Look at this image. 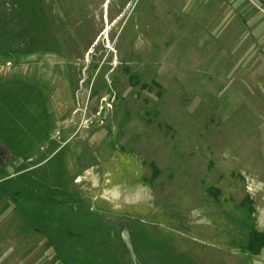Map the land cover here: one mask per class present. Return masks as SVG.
Here are the masks:
<instances>
[{
  "label": "rangeland",
  "instance_id": "obj_1",
  "mask_svg": "<svg viewBox=\"0 0 264 264\" xmlns=\"http://www.w3.org/2000/svg\"><path fill=\"white\" fill-rule=\"evenodd\" d=\"M39 83L52 144L7 164L49 158L43 204L0 182V221L46 236L22 264H264V0H0V93Z\"/></svg>",
  "mask_w": 264,
  "mask_h": 264
},
{
  "label": "trees",
  "instance_id": "obj_2",
  "mask_svg": "<svg viewBox=\"0 0 264 264\" xmlns=\"http://www.w3.org/2000/svg\"><path fill=\"white\" fill-rule=\"evenodd\" d=\"M42 28H44L43 25ZM126 72H129L128 68L126 69ZM133 78L135 79L136 77L133 76ZM50 92H51L50 88L44 87L43 84L39 83L35 86H31L30 97L28 98L19 96L20 98L16 97L14 99V96L10 95L11 93L9 94L0 93V99H1L0 104H3L4 106L6 104L8 108L10 107V112H11L10 115V113L5 111L3 107L1 112L2 115H0V132L8 136V140L5 141V144L8 147V149L12 152L13 160L15 161L18 160L16 152L18 151V149H21L20 142L22 144L24 143L25 145L27 143L31 145L32 149H34V151L29 152L30 155H27V153L25 152L26 154L25 159L27 160L34 159V157H32V153H34L35 150L39 152L41 151V148H38V146L34 144H38V143L44 145L52 144L51 132L53 130L52 125L53 122L55 121V118L52 113L48 112L46 106V98L48 97ZM2 96L4 97L8 96L6 98L10 99L12 102L6 100L8 104L5 103V99H2ZM22 148H25L24 150L26 151V146H23ZM47 160H49V158L45 159L43 162ZM40 164L41 162L36 164L34 167L26 168L18 172L16 171V169L14 170L15 174L18 173V175L15 176L16 181L18 180L19 182L21 181L23 188V191L16 192L15 196H18L19 198L33 196L36 198V202L38 199L39 205L43 204L38 196V191H40L39 189L41 188L40 187L41 185L39 183L37 184V182L34 181L33 178H32V181H34L33 184H31L32 181L23 182L22 179L25 178L28 172L41 168ZM5 168H7V166H5ZM5 168L3 170V176L1 179L8 178L10 176L7 169ZM40 172L41 174L43 173L41 170ZM70 193L71 192H69V195H72ZM26 199H28V197ZM263 247H264V233H258L257 231L254 230V228H252L250 232V241L246 244V250L252 254H257L258 252H260V250Z\"/></svg>",
  "mask_w": 264,
  "mask_h": 264
},
{
  "label": "crops",
  "instance_id": "obj_3",
  "mask_svg": "<svg viewBox=\"0 0 264 264\" xmlns=\"http://www.w3.org/2000/svg\"><path fill=\"white\" fill-rule=\"evenodd\" d=\"M58 126L59 125L57 124V126L54 127V130ZM65 128L66 127H62V130L60 129L61 132L65 131ZM58 139H60V138H58ZM63 146H60V148H62ZM47 161H45V162L42 161L41 162V164H40L41 168H43V166L46 164ZM17 175H18V173L15 174V171H14L13 176L10 175L8 178H4V179L0 178V182L6 183L5 182L6 180L13 182V180L16 179L15 176H17ZM3 195L4 196H8V194H4V192H3ZM23 205H24V208H23L24 212L28 211L29 206H27L26 204H23ZM31 207H32V205L30 204V209H31ZM5 210L6 211L4 213V216L6 217V219L4 221H2L3 219H1V221H0V241H2L0 243V264H17V263L22 264V261L25 262L26 258L30 257V255H31L30 259H32L33 257H36V256L39 255V253L41 251V248H42V241L44 243V238L46 236H44L43 230L38 229L37 232L40 233V237H38L36 239H34L33 237L31 238V236H29V235L31 234L32 228L30 230H28V231L21 230V229L17 230L18 231V235H16L14 227H16L19 224L18 227L21 228L23 223H17L15 225H13L14 223H10L9 222V218L11 219L14 216V210L12 209V211H11V207L9 206V204H8V208H6ZM26 213L29 214L30 210L28 212L24 213L25 214L24 216L27 218L28 215H26ZM24 223H26V221ZM35 229H37V228H35ZM33 240H34L35 243H33ZM16 247L21 248V252L17 255L18 257L16 259V262L12 263V261L10 259V256L12 255L11 254L12 249H14ZM34 255H36V256H34Z\"/></svg>",
  "mask_w": 264,
  "mask_h": 264
},
{
  "label": "flooded vegetation",
  "instance_id": "obj_4",
  "mask_svg": "<svg viewBox=\"0 0 264 264\" xmlns=\"http://www.w3.org/2000/svg\"><path fill=\"white\" fill-rule=\"evenodd\" d=\"M7 156H6V154L5 153H3V155L1 154V152H0V167L4 170V168H5V166H10V164H3V162L5 161V158H6ZM11 161H13V157H12V159H10ZM5 169H7V168H5ZM14 170H15V168H14ZM13 176V175H12Z\"/></svg>",
  "mask_w": 264,
  "mask_h": 264
},
{
  "label": "water",
  "instance_id": "obj_5",
  "mask_svg": "<svg viewBox=\"0 0 264 264\" xmlns=\"http://www.w3.org/2000/svg\"><path fill=\"white\" fill-rule=\"evenodd\" d=\"M8 154L11 155V159H12L13 154H12V152H11L9 149H8ZM9 155H8V156H9ZM8 156L5 158V161L3 162L4 165L7 164V163L9 162V160H10V157H8ZM7 169H8V171H9L8 173H9L10 175H13V169H12L10 166H8Z\"/></svg>",
  "mask_w": 264,
  "mask_h": 264
},
{
  "label": "built area",
  "instance_id": "obj_6",
  "mask_svg": "<svg viewBox=\"0 0 264 264\" xmlns=\"http://www.w3.org/2000/svg\"><path fill=\"white\" fill-rule=\"evenodd\" d=\"M8 65H10V63H9ZM10 66H11V65H10Z\"/></svg>",
  "mask_w": 264,
  "mask_h": 264
}]
</instances>
